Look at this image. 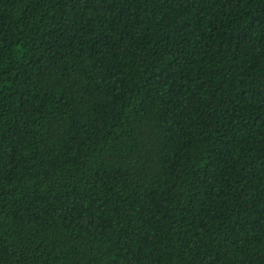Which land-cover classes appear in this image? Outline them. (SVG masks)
I'll use <instances>...</instances> for the list:
<instances>
[{"label": "trees", "instance_id": "1", "mask_svg": "<svg viewBox=\"0 0 264 264\" xmlns=\"http://www.w3.org/2000/svg\"><path fill=\"white\" fill-rule=\"evenodd\" d=\"M0 264H264V0H0Z\"/></svg>", "mask_w": 264, "mask_h": 264}]
</instances>
